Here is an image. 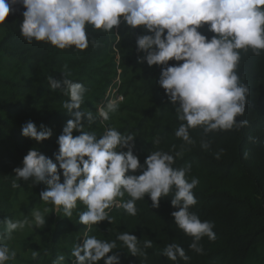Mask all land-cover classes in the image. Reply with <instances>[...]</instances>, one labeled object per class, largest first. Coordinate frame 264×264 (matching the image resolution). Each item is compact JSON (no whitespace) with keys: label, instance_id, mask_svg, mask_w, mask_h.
<instances>
[{"label":"clouds","instance_id":"1","mask_svg":"<svg viewBox=\"0 0 264 264\" xmlns=\"http://www.w3.org/2000/svg\"><path fill=\"white\" fill-rule=\"evenodd\" d=\"M17 4L26 9L20 24L25 40L46 42L61 50L87 49L89 25L104 32L114 31L122 22L130 29L143 28L147 34L137 37L136 50L145 53L141 62L161 67L158 84L182 122L175 136L184 142L193 143L189 129L202 127L210 133L247 125V120H237L245 113L249 92L237 68L241 51L251 49L257 56L264 51V0H0V23L5 22L12 6ZM205 27L214 33L210 39L199 31ZM91 43L99 46L95 40ZM169 61L182 63L169 65ZM63 77H47L52 90L69 97L62 106L74 117L67 121L57 139L58 151L53 154L56 162L31 149L23 158V166L13 169L15 177L47 185L39 194L41 200L54 205L57 211L62 209L65 217L72 216L78 202L85 205L86 211L79 213V223L88 228L105 220L112 222L107 211L112 207L136 216L138 200L148 196L151 207L159 208L161 199L174 192L171 205L178 209L171 213L174 223L185 235L193 237L189 247L202 253L199 241L205 236L214 241L216 234L212 222L201 221L189 211L197 204L193 189L199 184L196 177L187 179L191 164L176 168L174 156L160 150L151 151L141 164L133 152L134 134H122L114 127H106L100 135L85 131L82 121L86 120L89 128L98 119L108 121L110 114L119 110L123 97L108 100L95 113L82 110L88 89L65 74ZM74 130L80 134L74 136ZM21 134L41 142L51 137L52 130L44 125L38 128L28 121L21 126ZM153 143L159 144L160 139ZM201 146L207 148L209 144L202 141ZM125 148L127 151H122ZM216 158L219 159V153ZM138 171L141 174H135ZM17 186L14 182L13 187ZM125 195L127 200L123 199ZM30 215L31 220L28 216L22 220L7 216L0 219V264L16 259L17 252L6 243L13 233L26 225L45 227L46 216L41 211L33 210ZM117 241L131 256H146L138 247L137 237L123 231L111 241L85 236L82 245H73L71 264H98L102 259L103 264H121L115 251L119 248ZM152 244L145 240L144 248H151ZM161 254L171 261L178 257L189 259L175 243L168 244ZM32 255L36 258L38 252L33 251ZM65 261V255L59 254L52 264Z\"/></svg>","mask_w":264,"mask_h":264},{"label":"trees","instance_id":"2","mask_svg":"<svg viewBox=\"0 0 264 264\" xmlns=\"http://www.w3.org/2000/svg\"><path fill=\"white\" fill-rule=\"evenodd\" d=\"M25 10L19 4L12 6L5 22L0 23V212L9 214L21 197L30 199L32 204H49L39 196L47 185L32 179L18 180L13 169L23 166V158L31 149L56 162L53 154L58 151L57 139L67 121L74 117L62 106L69 97L52 90L47 77L61 80L65 74L88 89L82 110L97 112L98 107L108 102L109 89L114 87L123 97L119 110L110 114L108 121L98 119L91 128L86 120L82 121L85 131L100 135L106 127H114L122 134H134L133 152L141 164L151 151L157 150L172 154L176 168L191 164L187 179L196 177L199 184L193 189L197 204L189 211L201 221L214 224L216 239L203 237L199 241L202 253L189 247L193 237L185 235L171 215L178 210L171 205L174 192L161 199L159 208L151 207L148 196L138 200L136 216L112 207L107 210L112 222L105 220L92 225L86 236L111 241L119 232L135 235L146 256H131L117 241L121 249L115 251L121 264H264V51L259 56L251 49L241 51L237 68L241 82L249 89L245 113L237 120H247V125L210 133H205L202 127L189 129L193 143L188 144L175 136L182 122L158 84L161 67L141 62L145 53L136 50L137 37L147 34L143 28L130 29L122 22L114 31L104 32L89 25L87 49L61 50L46 42L25 40L20 32ZM199 31L209 39L214 35L206 27ZM92 40L99 46H93ZM177 63L182 62L169 61V65ZM28 121L38 128L40 125L50 128L51 137L41 142L24 137L21 126ZM79 134L74 130V136ZM156 138L160 139L159 144L153 143ZM202 141L208 142L209 147H202ZM58 171L62 183L59 166ZM14 182L17 187H13ZM128 198L125 195L123 199ZM82 211H86V206L78 202L71 219H54L53 230L63 228L55 231L57 242L67 244L86 228L79 223ZM52 240L53 237L47 239L43 251L47 252V264L64 252L63 246L52 247ZM145 240L153 242L151 248H144ZM173 243L185 250L188 260L178 257L171 261L161 254ZM98 264H103V259Z\"/></svg>","mask_w":264,"mask_h":264},{"label":"rangeland","instance_id":"3","mask_svg":"<svg viewBox=\"0 0 264 264\" xmlns=\"http://www.w3.org/2000/svg\"><path fill=\"white\" fill-rule=\"evenodd\" d=\"M116 90L117 89L115 87L109 89L108 100L122 97L120 94L116 92ZM45 209H48V211L45 212ZM33 210H39L41 211L42 214L46 216L45 227L36 229L35 227H29L26 225L22 231H17L13 233L12 238L6 241L9 247L17 252L15 261L10 262V264H47L46 263L47 252L45 253L43 251L46 248L47 239L51 237H53V240L51 242L52 247L63 246L64 252L58 253V255L59 254L65 255L66 257L65 264H71L70 253H71L72 247L76 242L82 245L83 240L86 236V231L88 227L86 226V228H82L83 229L82 232L76 235L75 238L71 242L68 241L67 244H61L56 241L54 237H57V236L54 234H55V231L58 232L63 228L59 227L56 230H53L54 219L58 218L62 221H65L64 218L71 219V217L73 216L75 212V209L72 210L71 217H65L63 212L59 213L56 210L55 206L52 204L46 205V204H42V202L32 204L30 199L28 198L25 199L23 197H21L20 201L13 204L11 212L9 214H4L0 212V219H3L5 216H7L10 219L15 218V219L22 220L25 218V216H28L29 220H31L30 213ZM33 251L38 252V255L36 256V258H33V255H32Z\"/></svg>","mask_w":264,"mask_h":264}]
</instances>
